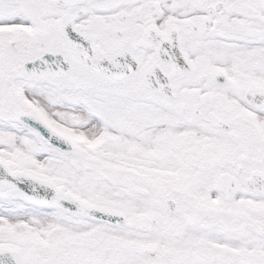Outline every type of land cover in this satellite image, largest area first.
<instances>
[{"label":"snow or ice","instance_id":"6c2138e0","mask_svg":"<svg viewBox=\"0 0 264 264\" xmlns=\"http://www.w3.org/2000/svg\"><path fill=\"white\" fill-rule=\"evenodd\" d=\"M0 264H264V0H0Z\"/></svg>","mask_w":264,"mask_h":264}]
</instances>
